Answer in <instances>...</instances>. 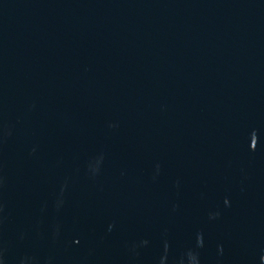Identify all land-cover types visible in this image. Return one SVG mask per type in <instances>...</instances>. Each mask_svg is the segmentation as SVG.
Returning <instances> with one entry per match:
<instances>
[{
    "label": "water",
    "instance_id": "1",
    "mask_svg": "<svg viewBox=\"0 0 264 264\" xmlns=\"http://www.w3.org/2000/svg\"><path fill=\"white\" fill-rule=\"evenodd\" d=\"M0 264H264V0H0Z\"/></svg>",
    "mask_w": 264,
    "mask_h": 264
}]
</instances>
